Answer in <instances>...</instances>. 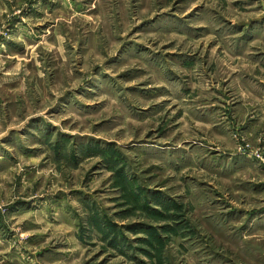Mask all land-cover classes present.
<instances>
[{
  "label": "rangeland",
  "instance_id": "obj_1",
  "mask_svg": "<svg viewBox=\"0 0 264 264\" xmlns=\"http://www.w3.org/2000/svg\"><path fill=\"white\" fill-rule=\"evenodd\" d=\"M0 264H264V0H0Z\"/></svg>",
  "mask_w": 264,
  "mask_h": 264
}]
</instances>
